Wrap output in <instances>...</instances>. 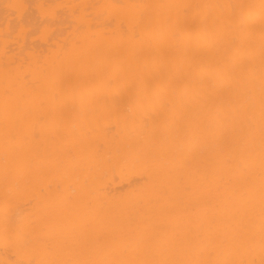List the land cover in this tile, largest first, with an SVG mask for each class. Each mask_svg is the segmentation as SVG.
<instances>
[{
  "label": "bare ground",
  "instance_id": "bare-ground-1",
  "mask_svg": "<svg viewBox=\"0 0 264 264\" xmlns=\"http://www.w3.org/2000/svg\"><path fill=\"white\" fill-rule=\"evenodd\" d=\"M0 264H264V0H0Z\"/></svg>",
  "mask_w": 264,
  "mask_h": 264
}]
</instances>
